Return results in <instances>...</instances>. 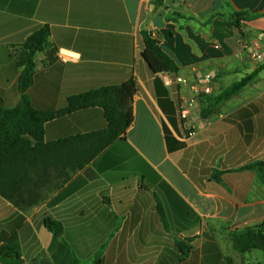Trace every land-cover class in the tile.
<instances>
[{
  "label": "crops",
  "instance_id": "obj_1",
  "mask_svg": "<svg viewBox=\"0 0 264 264\" xmlns=\"http://www.w3.org/2000/svg\"><path fill=\"white\" fill-rule=\"evenodd\" d=\"M236 12L252 15L242 31ZM44 26L50 45L35 55L34 105L59 110L71 96L134 79V121L37 205L21 210L0 196V247L16 232L21 253L0 264H264L263 251L232 242L264 224V167L245 168L264 162V68L216 101L264 66L246 48L260 40L264 50V0H0L3 107L21 101L23 45ZM143 32L175 61L176 76H213L201 117L181 119L180 96L192 91L151 71ZM104 127L101 108L81 110L48 122L45 141ZM46 218L63 225L61 236Z\"/></svg>",
  "mask_w": 264,
  "mask_h": 264
},
{
  "label": "trees",
  "instance_id": "obj_2",
  "mask_svg": "<svg viewBox=\"0 0 264 264\" xmlns=\"http://www.w3.org/2000/svg\"><path fill=\"white\" fill-rule=\"evenodd\" d=\"M242 31V21L252 18L248 12L230 16ZM50 28L44 26L33 32L24 43L26 56L22 63L20 88L24 95L12 108L2 106L0 96V196L21 210L40 203L44 191L51 185L66 183L73 174L84 169L118 139H123L134 121L133 97L137 92L134 79L119 85L101 87L74 95L59 110L37 108L30 95L36 77L35 55L49 47ZM145 49L142 57L151 71L159 76L178 75L180 70L150 32H143ZM264 68L229 87L216 101L239 93ZM99 107L103 110L106 127L89 133L45 141V125L57 118L77 111ZM264 167L256 162L245 168ZM46 228L55 236L63 234V225L45 219ZM234 248L246 253L264 252V224L248 227L232 235ZM0 257L21 258L17 235L14 232L6 245L0 247Z\"/></svg>",
  "mask_w": 264,
  "mask_h": 264
},
{
  "label": "built area",
  "instance_id": "obj_3",
  "mask_svg": "<svg viewBox=\"0 0 264 264\" xmlns=\"http://www.w3.org/2000/svg\"><path fill=\"white\" fill-rule=\"evenodd\" d=\"M247 50L251 55L259 60L264 59V50L262 49V41L252 40L246 45ZM61 58L67 59L65 53H61ZM213 76L206 74L203 80L192 81L184 76H176L175 82L178 85L187 86L192 91L189 97L180 96L179 114L182 120H194L196 117H201L202 107L200 104V97L202 95H209L212 92L211 83Z\"/></svg>",
  "mask_w": 264,
  "mask_h": 264
},
{
  "label": "rangeland",
  "instance_id": "obj_4",
  "mask_svg": "<svg viewBox=\"0 0 264 264\" xmlns=\"http://www.w3.org/2000/svg\"><path fill=\"white\" fill-rule=\"evenodd\" d=\"M258 261V259L256 257H254V262L256 263Z\"/></svg>",
  "mask_w": 264,
  "mask_h": 264
}]
</instances>
